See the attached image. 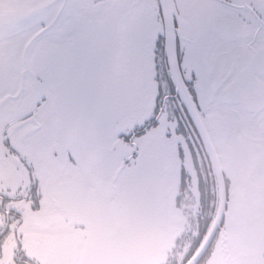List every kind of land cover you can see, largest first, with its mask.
<instances>
[{"label":"snow or ice","instance_id":"6c2138e0","mask_svg":"<svg viewBox=\"0 0 264 264\" xmlns=\"http://www.w3.org/2000/svg\"><path fill=\"white\" fill-rule=\"evenodd\" d=\"M0 264H264V0H0Z\"/></svg>","mask_w":264,"mask_h":264}]
</instances>
